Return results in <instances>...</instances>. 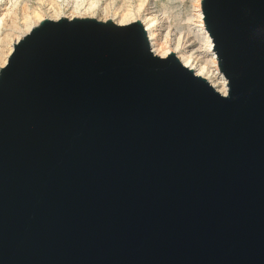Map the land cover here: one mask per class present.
I'll list each match as a JSON object with an SVG mask.
<instances>
[{"label":"water","instance_id":"95a60500","mask_svg":"<svg viewBox=\"0 0 264 264\" xmlns=\"http://www.w3.org/2000/svg\"><path fill=\"white\" fill-rule=\"evenodd\" d=\"M223 96L141 22L46 19L0 72V264H264V0H202Z\"/></svg>","mask_w":264,"mask_h":264},{"label":"bare ground","instance_id":"6f19581e","mask_svg":"<svg viewBox=\"0 0 264 264\" xmlns=\"http://www.w3.org/2000/svg\"><path fill=\"white\" fill-rule=\"evenodd\" d=\"M34 1L40 4L39 6L50 4L51 7L49 8L48 11L53 12L55 16L52 17H55L58 20L59 18L60 19L67 18L69 20L76 18L95 19L97 13L101 12L104 15L103 17H105V20L103 19L104 22L113 21L114 23L120 26L127 25L129 23H133L136 21H140L142 14L148 11V9H146L148 3L147 0H34ZM199 2H202V0H199ZM21 3L22 0H0V7L2 8V12L0 14L1 16L0 17V62H1L0 72L6 66L10 55L14 51V46L22 39L21 37L22 35L20 34H24L26 36L33 28L38 26L42 21L46 19L43 15L44 12L42 11L43 6L42 7L36 6L38 7L37 9L30 10L26 5L25 6L23 5L24 6L23 11L25 14L24 17L22 16L23 22L21 24H16L14 22L15 24L13 23V27L11 28L12 32L11 31L3 32L2 28L5 20L9 17L10 14L15 15L14 14L16 13L15 11L17 10L18 6ZM102 3H105V7L103 9H102ZM133 3L135 4L134 7H133ZM163 6L161 7L163 8ZM166 8H164V10H166ZM170 9H172V7ZM65 11L70 12L69 15L67 13L68 17H64L66 16V14L63 16V13ZM154 11H156V9ZM154 14H156V12H151V13L147 12V14L142 17V19H144L143 26L148 34L150 46L154 54L161 58H166L170 54H175L185 67L193 70L197 76L206 79L218 92H220L223 96H226L228 94V87H227L228 81L224 77L223 73L219 68L218 59L216 53L214 52L213 41L205 29L203 13L202 12L198 13L197 18L198 21L201 23V25L198 28H196V30L194 31L193 33L194 37H190L189 40L190 45L186 47V45L189 43L188 41H187L188 43L185 42L186 38L174 33L175 38L173 37L174 43H172L173 46L171 45L172 48L169 45V43L171 42V41L169 42V39L171 37V30H168L169 25H167L168 27L166 26L167 24L166 21L170 17L165 18L164 16H161L163 18L159 19L157 16L158 14L157 15ZM33 19H36V21H34ZM158 28L159 29L168 28L166 38L164 37L165 38L164 43H161L158 39V35H157V33L159 32V31L157 32ZM15 33L19 35L16 36L17 37L16 39H14ZM187 37H189V34ZM198 37L201 38L199 40L201 41L202 47L200 46V51L195 52L193 48L195 47L197 41L196 42L193 41L195 39L198 40ZM190 47L192 48V51L189 50L187 51V48ZM197 52H199L200 55L207 54L208 57L209 56L211 57L208 60V62H203L202 61L203 59L198 58V56L196 55Z\"/></svg>","mask_w":264,"mask_h":264},{"label":"rangeland","instance_id":"374dc122","mask_svg":"<svg viewBox=\"0 0 264 264\" xmlns=\"http://www.w3.org/2000/svg\"><path fill=\"white\" fill-rule=\"evenodd\" d=\"M148 3H147V6H146V9H148V11H146L145 13L147 14L148 13H151V12H156V14L154 15H157L159 19H162L163 17L161 16H164L165 18H169L166 22V26L169 25V29L168 28H162V29H157V35H158V39L161 43H164L165 41V38H166V35H167V29L168 30H171V37L169 39V45L170 47L172 48L173 44V40L175 38L174 36V33H176L177 35L179 36H183L185 37V42H189L190 40V37H194L193 33L194 31L196 30V28H198L201 23L198 21V13L202 12V7H201V2H199V0H147ZM166 1V2H165ZM170 2V3H169ZM173 2V3H172ZM25 3V4H24ZM30 3V4H29ZM162 3V4H161ZM165 3V4H163ZM172 4V5H171ZM26 5L30 10H35L37 9L38 7L36 6H39L40 4H38L36 1L34 0H22V3L18 6L17 10L15 11L16 13H14L15 15H12L10 14L9 17L5 20L4 22V25H3V32H12V27H13V23L15 22L16 24H21L23 21V17H24V11H23V7ZM164 5V6H163ZM43 6V7H42ZM42 6H39V7H42V11L44 12L43 15L44 17L47 19L50 18V20H58L57 18L55 17H52V16H55L53 12H50L48 11L49 8L51 7L50 4H46V5H42ZM135 6V4L133 3V7ZM153 6V7H152ZM163 6V8L161 7ZM167 8H166V7ZM172 9H170L171 7ZM105 7V3H102V9ZM47 8V9H46ZM164 8H166V10H164ZM156 9V11H154ZM161 9V11H160ZM171 11V12H168L167 11ZM170 9V10H169ZM153 10V11H152ZM20 11V12H19ZM160 11V12H159ZM165 11V12H164ZM2 12V8L0 7V14ZM167 12V13H166ZM69 15V11H65L63 13V16L66 14V16L64 17H68ZM145 13L142 14V17L144 15H146ZM165 13V14H164ZM169 13V15H168ZM160 14V15H159ZM18 15V16H17ZM167 17H166V16ZM23 16V17H22ZM104 15L101 13V12H98L97 15H96V20L98 21H102L104 22L105 20V17H103ZM1 17V16H0ZM140 19V21H136V22H141L143 24V20L144 19ZM21 18V19H20ZM20 19V20H19ZM45 19V20H46ZM60 19V18H59ZM104 19V20H103ZM34 21H36V19H33ZM142 20V21H141ZM20 21V22H19ZM18 22V23H17ZM14 23V24H15ZM135 23V22H133ZM129 24H132V23H129ZM128 25V24H127ZM144 25V24H143ZM168 27V26H167ZM172 27V28H171ZM24 29V28H23ZM18 33V32H17ZM17 33H15V37L14 39H16L17 37L16 36H19ZM17 34V35H16ZM20 34V32H19ZM173 34V35H172ZM189 34V37H187ZM22 35L21 37L23 38L25 35L24 34H20ZM165 37V38H164ZM174 37V38H173ZM164 39V40H163ZM172 39V40H171ZM201 38L198 37V40H194L193 42H196L195 44V47L193 48V50L196 52V51H200V46L202 47V44H201V41L199 40ZM163 40V41H162ZM200 41V42H199ZM159 42V43H160ZM187 42V43H188ZM199 42V43H198ZM172 45V46H171ZM190 45V42L186 45V47H188ZM186 49V48H185ZM192 51V48H187V51ZM196 55L198 56V58L200 59H203L202 61L203 62H208V60L210 59L211 56L208 57L207 54H201L199 52L196 53ZM206 56V57H204ZM206 58V59H205ZM205 59V60H204ZM1 64V62H0ZM1 67V66H0Z\"/></svg>","mask_w":264,"mask_h":264}]
</instances>
